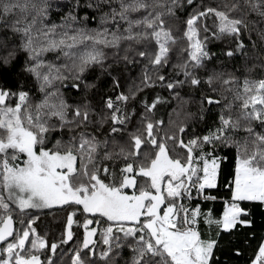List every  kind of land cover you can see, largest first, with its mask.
<instances>
[{
  "label": "snow or ice",
  "instance_id": "snow-or-ice-1",
  "mask_svg": "<svg viewBox=\"0 0 264 264\" xmlns=\"http://www.w3.org/2000/svg\"><path fill=\"white\" fill-rule=\"evenodd\" d=\"M244 202L264 211V0H0V264H264Z\"/></svg>",
  "mask_w": 264,
  "mask_h": 264
},
{
  "label": "trees",
  "instance_id": "trees-1",
  "mask_svg": "<svg viewBox=\"0 0 264 264\" xmlns=\"http://www.w3.org/2000/svg\"><path fill=\"white\" fill-rule=\"evenodd\" d=\"M213 0H205V3H212ZM214 51H219L218 47H215L213 49ZM19 71V69H17ZM11 79L16 78L15 73L8 74ZM222 155H225L228 157V161L222 162L221 165V171L219 175V180H218V187L215 189H207L206 194H211L213 196H216L217 199L215 201H201V204L203 208H212L215 214H219L222 209H223V201L227 199V197L230 195L228 189L225 187V185L228 183V172L231 167L232 161L234 159V152L224 150ZM244 207H250L252 214H253V219L256 221V228L254 229L257 232V236L260 235V232L264 230V211L261 210L259 205L257 203H249V202H244L243 203ZM56 215H62L61 213H56ZM49 218V217H48ZM213 238H215L213 234ZM241 241L243 240L242 236H238ZM230 239H234V237H228L224 236L221 243L226 244V242ZM256 242L252 241V244L254 245ZM241 247H243V244L241 243ZM251 251V248H244V256L240 257L237 259L236 257L232 256L231 253L229 252L228 248L225 247L223 252H217V256H219V259L221 261V264L227 259L228 264H244L245 259L247 258L249 252Z\"/></svg>",
  "mask_w": 264,
  "mask_h": 264
},
{
  "label": "flooded vegetation",
  "instance_id": "flooded-vegetation-1",
  "mask_svg": "<svg viewBox=\"0 0 264 264\" xmlns=\"http://www.w3.org/2000/svg\"><path fill=\"white\" fill-rule=\"evenodd\" d=\"M59 217V215H57ZM48 219H51V217H49Z\"/></svg>",
  "mask_w": 264,
  "mask_h": 264
}]
</instances>
